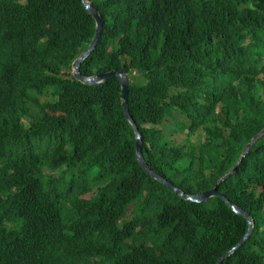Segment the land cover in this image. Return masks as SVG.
Instances as JSON below:
<instances>
[{"label":"trees","instance_id":"16d2710c","mask_svg":"<svg viewBox=\"0 0 264 264\" xmlns=\"http://www.w3.org/2000/svg\"><path fill=\"white\" fill-rule=\"evenodd\" d=\"M88 1L82 75L128 72L146 162L210 192L264 130V0ZM96 31L82 0H0V264H216L247 220L141 168L119 79L72 73ZM219 193L254 224L221 264H264V137Z\"/></svg>","mask_w":264,"mask_h":264},{"label":"water","instance_id":"95a60500","mask_svg":"<svg viewBox=\"0 0 264 264\" xmlns=\"http://www.w3.org/2000/svg\"><path fill=\"white\" fill-rule=\"evenodd\" d=\"M84 8L87 10V12L94 17L96 24H97V31L94 40H92L90 46L88 49L80 56L78 57L74 62V68H73V76L74 78L81 82L82 84L89 85V86H100L102 84L107 83L109 80L113 78H118L121 84V98H122V108L123 112L128 119L129 123L134 129L135 136H136V153H137V160L139 162V165L141 168L149 175L151 176L155 181L160 183L161 185L169 188L172 193L176 194L180 198H182L184 201L193 203V204H204L209 202L211 199L218 198L222 200L224 203H226L227 206L238 216L244 218L247 220L249 229L243 239L230 251H228L224 256H221L216 264H221L223 260H225L228 257H231L237 250H239L250 238V236L253 233L254 230V224L253 220L250 217V215L243 211L242 209L232 205L230 201L222 194L219 193V187L222 183H224L226 180H228L231 176H233L234 173L238 170L242 162L244 161L247 154L252 150V148L255 146V144L264 137V130H262L259 134H257L245 147L244 151L242 152L241 157L239 158L236 166L225 176H223L216 184L215 188L210 190V192H206L201 195L197 196H187L182 192V190L179 187H176L173 185L170 181H168L166 178H164L161 175H158L154 170L148 165L146 162L144 155H143V136L140 132L136 121L132 117L129 109V92H130V80H129V73L124 70H113L110 72L97 74L91 77H85L81 73V66L82 63H84L91 54H94L99 46L100 40L103 37V31H104V19L102 17V14L100 10L95 6L94 2L88 1V0H82Z\"/></svg>","mask_w":264,"mask_h":264},{"label":"rangeland","instance_id":"374dc122","mask_svg":"<svg viewBox=\"0 0 264 264\" xmlns=\"http://www.w3.org/2000/svg\"><path fill=\"white\" fill-rule=\"evenodd\" d=\"M173 126H174V123H173L171 120H167V121L163 124V126H162V130H163V131H166V127H168L169 129H171V128H173ZM174 136L179 137V138H182V139H181L182 141L185 139V137H183V136H181V135H179V134H174Z\"/></svg>","mask_w":264,"mask_h":264},{"label":"clouds","instance_id":"9594fccd","mask_svg":"<svg viewBox=\"0 0 264 264\" xmlns=\"http://www.w3.org/2000/svg\"><path fill=\"white\" fill-rule=\"evenodd\" d=\"M73 68H74V67H73ZM240 157H241V156H240ZM242 163H243V162H242ZM235 166H236V165H235ZM240 166H241V165H240ZM238 169H239V168H238ZM236 172H237V171H236ZM227 174H228V173H227ZM227 174H226V175H227ZM234 174H235V173H234ZM234 174H233V175H234ZM224 176H225V175H224ZM231 177H232V176H231ZM231 177H230V178H231ZM221 178H222V177H221ZM221 178H220V179H221ZM230 178H229V179H230ZM220 179H219V180H220ZM219 180H218V181H219ZM226 181H227V180H226ZM226 181H225V182H226ZM216 184H217V183H216ZM222 184H223V183H222ZM215 186H216V185H215ZM219 188H220V187H219ZM214 199H215V198H214ZM204 204H205V203H204ZM234 214H235V213H234Z\"/></svg>","mask_w":264,"mask_h":264},{"label":"bare ground","instance_id":"6f19581e","mask_svg":"<svg viewBox=\"0 0 264 264\" xmlns=\"http://www.w3.org/2000/svg\"><path fill=\"white\" fill-rule=\"evenodd\" d=\"M149 165V164H148ZM216 199V198H215Z\"/></svg>","mask_w":264,"mask_h":264}]
</instances>
